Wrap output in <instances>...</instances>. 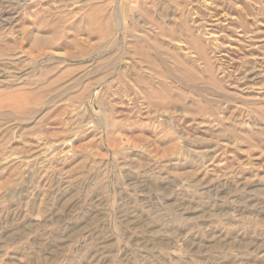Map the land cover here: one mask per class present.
<instances>
[{"label":"rangeland","instance_id":"rangeland-1","mask_svg":"<svg viewBox=\"0 0 264 264\" xmlns=\"http://www.w3.org/2000/svg\"><path fill=\"white\" fill-rule=\"evenodd\" d=\"M0 264H264V0H0Z\"/></svg>","mask_w":264,"mask_h":264}]
</instances>
